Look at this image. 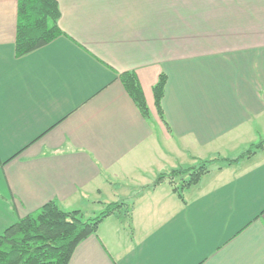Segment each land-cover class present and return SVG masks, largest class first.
<instances>
[{
  "label": "crops",
  "instance_id": "obj_1",
  "mask_svg": "<svg viewBox=\"0 0 264 264\" xmlns=\"http://www.w3.org/2000/svg\"><path fill=\"white\" fill-rule=\"evenodd\" d=\"M56 2L61 33L18 56L17 0H0V232L48 201L88 218L124 199L68 264H264V146L182 198L149 187L264 139V0Z\"/></svg>",
  "mask_w": 264,
  "mask_h": 264
},
{
  "label": "trees",
  "instance_id": "obj_2",
  "mask_svg": "<svg viewBox=\"0 0 264 264\" xmlns=\"http://www.w3.org/2000/svg\"><path fill=\"white\" fill-rule=\"evenodd\" d=\"M59 15L56 0H17L16 54L24 55L57 37L61 33ZM120 80L146 116L147 104L135 73H121ZM165 82L166 77L161 73L152 86L154 105L160 115ZM263 146L264 139L251 144L235 158L202 159L192 166L160 172L149 187L166 181L182 198L184 189L197 184L212 164L235 162L254 154ZM127 206L131 204L124 199L111 201L97 215L83 218L79 210L64 211L55 201H48L0 232V264H68L78 243L94 234L106 216L116 211H126Z\"/></svg>",
  "mask_w": 264,
  "mask_h": 264
}]
</instances>
